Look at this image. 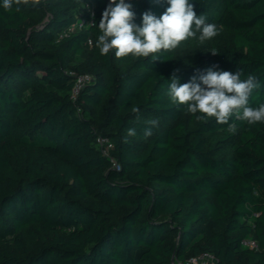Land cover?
I'll list each match as a JSON object with an SVG mask.
<instances>
[{
	"label": "trees",
	"instance_id": "16d2710c",
	"mask_svg": "<svg viewBox=\"0 0 264 264\" xmlns=\"http://www.w3.org/2000/svg\"><path fill=\"white\" fill-rule=\"evenodd\" d=\"M126 2L137 25L169 6ZM189 2L221 35L197 32L152 60L100 54L109 0L8 11L0 0V264H183L203 252L264 264V123L233 118L229 132L168 98L174 74L182 84L213 68L254 75L249 104H264V0ZM83 73L92 79L72 98ZM98 135L113 144L108 156Z\"/></svg>",
	"mask_w": 264,
	"mask_h": 264
},
{
	"label": "clouds",
	"instance_id": "9594fccd",
	"mask_svg": "<svg viewBox=\"0 0 264 264\" xmlns=\"http://www.w3.org/2000/svg\"><path fill=\"white\" fill-rule=\"evenodd\" d=\"M28 0H3L2 7L8 11L13 6ZM40 0H33L38 4ZM169 5L162 15L157 17L150 11L142 14V24L137 25L132 4L126 0H109L98 24L100 35L96 47L103 56L114 50L117 58L129 55L136 58L157 59L159 53L177 48L181 42L196 38L211 40L218 35L220 27L208 23L203 15H197L194 4L189 0H166ZM19 11V8L16 9ZM213 55L218 52L210 51ZM218 69V66H216ZM242 72L235 73L208 68L205 72L194 74L187 83H179L174 74L168 87V98L177 108L184 106L195 115L198 121L214 120L216 124L228 125L229 132H235V125L230 121L235 118L249 126L264 123V104L252 107L249 99L259 87L257 78L248 75L241 79ZM133 112H138L133 107ZM199 113V115H197ZM149 125H158L157 120L147 121ZM129 136H135L134 129H129ZM144 136H152L151 128H145Z\"/></svg>",
	"mask_w": 264,
	"mask_h": 264
},
{
	"label": "built area",
	"instance_id": "2783aa9c",
	"mask_svg": "<svg viewBox=\"0 0 264 264\" xmlns=\"http://www.w3.org/2000/svg\"><path fill=\"white\" fill-rule=\"evenodd\" d=\"M86 8L89 7V4L86 3ZM85 24V19L81 18L74 23L70 24L66 29H64L59 36H65L69 33H71L75 28H81ZM89 44H91L90 41H88ZM92 79V75L89 73H83L79 76L76 77L75 83L72 87L71 90V97L74 98L75 95L78 93V91L81 89V87L88 81ZM95 144L96 146L100 149L101 153L105 156H108L110 153V149L113 147L112 142L110 141L108 136L104 135H98L95 138ZM113 166L115 168H118V165L114 162ZM242 244L249 247V248H254L257 249L258 245L255 240L253 239H243ZM177 264H182V263H177ZM183 264H218L217 259L214 255L203 252L200 253L197 256L190 257L185 263Z\"/></svg>",
	"mask_w": 264,
	"mask_h": 264
},
{
	"label": "rangeland",
	"instance_id": "374dc122",
	"mask_svg": "<svg viewBox=\"0 0 264 264\" xmlns=\"http://www.w3.org/2000/svg\"><path fill=\"white\" fill-rule=\"evenodd\" d=\"M218 35H221V33L219 32Z\"/></svg>",
	"mask_w": 264,
	"mask_h": 264
}]
</instances>
